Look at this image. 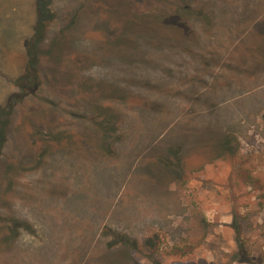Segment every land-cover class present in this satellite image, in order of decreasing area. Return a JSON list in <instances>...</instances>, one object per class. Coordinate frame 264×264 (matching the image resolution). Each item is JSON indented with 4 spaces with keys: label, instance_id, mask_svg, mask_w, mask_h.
Masks as SVG:
<instances>
[{
    "label": "rangeland",
    "instance_id": "rangeland-1",
    "mask_svg": "<svg viewBox=\"0 0 264 264\" xmlns=\"http://www.w3.org/2000/svg\"><path fill=\"white\" fill-rule=\"evenodd\" d=\"M52 11L6 121L0 264H264V0ZM36 20L0 0V108Z\"/></svg>",
    "mask_w": 264,
    "mask_h": 264
},
{
    "label": "trees",
    "instance_id": "trees-1",
    "mask_svg": "<svg viewBox=\"0 0 264 264\" xmlns=\"http://www.w3.org/2000/svg\"><path fill=\"white\" fill-rule=\"evenodd\" d=\"M52 2L53 0H36L37 20L34 32L32 37L25 42L27 64L23 74L18 78L16 83L22 95L20 97H12L5 107L0 108V154L6 144V121L12 114L15 104L20 102L21 97L35 95L41 86L40 46L46 41L49 27L55 21ZM102 124V122L99 123L100 126ZM108 131L113 132V129H109L105 125L101 126L102 133L106 134ZM50 134L49 132L44 133L45 140L51 139Z\"/></svg>",
    "mask_w": 264,
    "mask_h": 264
}]
</instances>
